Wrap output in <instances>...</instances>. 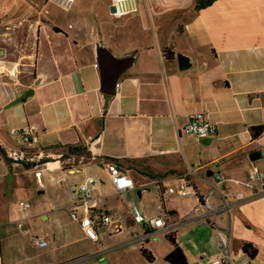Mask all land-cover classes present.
Segmentation results:
<instances>
[{
  "label": "crops",
  "instance_id": "1",
  "mask_svg": "<svg viewBox=\"0 0 264 264\" xmlns=\"http://www.w3.org/2000/svg\"><path fill=\"white\" fill-rule=\"evenodd\" d=\"M97 1L76 15L62 14L66 29L60 21L56 29L38 22L16 26L21 50L14 52L21 51L27 74L16 81L0 70V146L15 161L0 162V264H178L167 259L174 248L183 264H203L218 254V229L228 231L235 264H247L244 243L257 249L250 262L264 264V196L249 198L230 218L219 212L221 196L232 202L236 194L251 197L262 189L243 183L255 171L264 173V129L257 137L250 130L264 128V0H215L199 10L198 0H140L139 14L111 21L93 13ZM76 2L71 9L78 11ZM109 61L116 67L112 94L102 91ZM202 109L216 134H184ZM29 126L38 139L33 148L52 160L27 169V158L14 157L10 130ZM65 145L82 146L88 155L61 160L67 153L58 147ZM74 160L77 165L63 167ZM20 164L24 172H14ZM107 165L129 177L134 192L116 193ZM216 175L225 181L217 184ZM88 177L98 182L91 191L96 210L115 222L96 243L71 221L73 202L62 193ZM182 181L194 185L196 196L165 193ZM22 194L33 203L25 201L30 209L20 212ZM132 203L149 216L161 208L172 228L151 235L147 224L133 222ZM251 212L259 223L251 222ZM186 218L193 223L175 227ZM21 222L28 234L17 227ZM208 228L213 248L197 238ZM32 235L47 247L36 248Z\"/></svg>",
  "mask_w": 264,
  "mask_h": 264
},
{
  "label": "built area",
  "instance_id": "2",
  "mask_svg": "<svg viewBox=\"0 0 264 264\" xmlns=\"http://www.w3.org/2000/svg\"><path fill=\"white\" fill-rule=\"evenodd\" d=\"M64 9L69 8L74 0H58ZM140 0H111L109 6L114 9V12L110 15L116 17L134 16L140 12ZM182 132L186 135L194 136L198 139H204L212 137L216 134V126L213 124L204 109L193 114L187 124L184 126ZM10 135L16 140L17 144L23 145L27 148H33L37 142V136L34 134V128L31 126L23 129H11ZM42 159L37 156V160H31L30 162H36ZM71 161L68 162L70 164ZM108 178L116 193H128L134 192L133 181L122 174L114 165H107L106 167ZM37 176L39 174H36ZM217 184L223 183L225 179L220 176H215ZM258 183L259 187H262L260 191H257L251 197H246L244 194H236L232 202L228 201L225 196H221V206L219 212L225 213L229 218L232 211L240 204L247 201L249 198H257L264 196V173L255 171L249 174L247 181L243 185L248 189H254ZM98 182L88 177L83 183L79 184L76 190H73L71 184H67L68 192L73 202V210L70 213L71 221L77 223L84 238L91 242H99L103 237L105 226L113 225L115 222L112 219V214L101 213L96 210V199L91 191L96 187ZM168 195H173L181 199L190 198L196 196V190L194 185L189 184L187 181H182L177 187H169L165 190ZM206 202V200L204 201ZM206 204V203H205ZM30 204L25 202H19L17 209L20 212L30 209ZM130 212L132 220L138 225H148L154 232L151 235H155L158 232L169 231L173 225L166 223V214L159 208V212L156 215H146L136 204L132 203L130 206ZM193 220L186 218L181 220L179 224H175V227H182L192 224ZM25 234H28L27 229H23V222L17 225ZM113 229V228H112ZM113 232L115 229L112 230ZM215 246L218 250V254L206 259L203 264H235L233 258L230 255L229 248V234L226 230H216L215 232ZM33 245L38 249L47 247V241L39 236H31ZM247 264H250V260L247 259Z\"/></svg>",
  "mask_w": 264,
  "mask_h": 264
},
{
  "label": "rangeland",
  "instance_id": "3",
  "mask_svg": "<svg viewBox=\"0 0 264 264\" xmlns=\"http://www.w3.org/2000/svg\"><path fill=\"white\" fill-rule=\"evenodd\" d=\"M89 0H77L75 4V8L79 9L74 10L71 9L72 5L64 9L63 5L58 0H0V70L4 72L5 74H8L11 72V76L17 81L25 80V75L27 74L24 71V68L22 67L24 60L21 58V51L18 53H15L14 51L19 48L21 50V47H18V39L17 36H15V29L17 28V25H20L21 27H24V25H30L34 24L36 22L38 23H47L51 25L52 27L56 28L57 22L60 21L66 29L67 27V20L61 19L62 14L66 15H76L82 11L87 6V2ZM106 0H98L96 3H94L91 6V9L94 11L93 13L102 20H109L111 21L113 19V15H110L109 7L106 8L104 2ZM93 2V0H92ZM59 15V19L55 20L53 16ZM57 17V16H56ZM5 33V34H4ZM6 33H10V35H7ZM8 140L10 143L14 144L13 138L10 136L8 137ZM13 140V141H12ZM14 149V157L18 162H22L20 160L21 157L27 158L28 161H25L26 163H29L32 159L37 160V156L40 155V152L36 148H27L23 145L16 144ZM61 152H66L65 150L58 148ZM69 154L60 155V159H66ZM43 160V159H40ZM46 160V159H44ZM52 160V159H48ZM77 165V160L71 161L70 164L64 163L63 167H73ZM25 166L18 165L13 166L12 169L14 172L23 173ZM93 170H95L93 168ZM94 174V173H92ZM101 176H103V173H100ZM76 183L75 180L71 183V186L73 187V190H76ZM63 198L70 199V194L68 192V187H64ZM21 202L29 201L31 204L33 203L31 198L26 197L25 194H22L20 196ZM12 203V202H11ZM231 234L230 239L234 237L235 230L233 229V215L231 217ZM249 218L251 219V222L255 221L256 223H259V219H257V215L254 212H251L249 214ZM254 218V219H253ZM227 220V219H226ZM193 223V222H192ZM191 225V224H190ZM239 227V226H238ZM264 231V228L261 229ZM261 237L264 235V232H259ZM197 234V238L201 239L202 242L208 241V244L206 246H210L213 248V237L211 236V232L208 229H205L202 233ZM234 239V238H233ZM264 239V237H262ZM159 240H161L159 238ZM199 250V249H198ZM197 251V250H196ZM251 264H258L256 261H251ZM194 264V263H193Z\"/></svg>",
  "mask_w": 264,
  "mask_h": 264
},
{
  "label": "trees",
  "instance_id": "4",
  "mask_svg": "<svg viewBox=\"0 0 264 264\" xmlns=\"http://www.w3.org/2000/svg\"><path fill=\"white\" fill-rule=\"evenodd\" d=\"M215 0H198L197 3L195 4V10H199L202 9L204 7H207L209 5H211ZM56 29V28H54ZM262 128L261 126L259 127H253L251 128V134L253 137H257L258 135L261 134L262 132ZM63 150H65L67 154L69 155H83V154H87L86 149L83 148L82 146H73V145H65V146H60ZM59 148V147H58ZM48 160H39L36 162H29L27 164H25L27 169L30 168H34L36 166H39L43 163H46ZM0 162H2L6 167H9L11 165V163H14L15 161L13 159H11L10 157L7 156L6 152L4 149H2V147L0 146ZM154 231H152L151 233H153ZM166 239L174 245V239L170 236H167ZM241 251L243 253V255L247 258V259H254L255 256L257 255V249L254 248L252 246V244L250 243H244L241 247ZM141 253L142 255L147 259L150 260L149 254H147L146 250L141 249Z\"/></svg>",
  "mask_w": 264,
  "mask_h": 264
},
{
  "label": "water",
  "instance_id": "5",
  "mask_svg": "<svg viewBox=\"0 0 264 264\" xmlns=\"http://www.w3.org/2000/svg\"><path fill=\"white\" fill-rule=\"evenodd\" d=\"M114 12L113 8H110V13ZM106 68H104L103 71V80H102V91L106 94H112L114 92L115 83H114V73L116 71L115 64L113 62H108L107 64H104ZM209 140H203V144H207ZM252 161L255 160V158H251ZM167 259H171L178 264H183L180 255H179V249L174 248L173 251L169 254Z\"/></svg>",
  "mask_w": 264,
  "mask_h": 264
},
{
  "label": "bare ground",
  "instance_id": "6",
  "mask_svg": "<svg viewBox=\"0 0 264 264\" xmlns=\"http://www.w3.org/2000/svg\"><path fill=\"white\" fill-rule=\"evenodd\" d=\"M103 68H106V66L104 65ZM104 70V69H103Z\"/></svg>",
  "mask_w": 264,
  "mask_h": 264
}]
</instances>
